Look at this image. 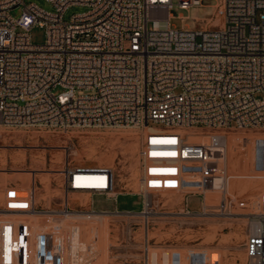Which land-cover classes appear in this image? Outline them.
<instances>
[{"label": "built area", "instance_id": "obj_1", "mask_svg": "<svg viewBox=\"0 0 264 264\" xmlns=\"http://www.w3.org/2000/svg\"><path fill=\"white\" fill-rule=\"evenodd\" d=\"M45 1L52 10L0 0V127L62 133L140 129V207L94 209L90 200L72 205V192L115 200L120 191L111 165L73 163L63 146L55 170L57 202L36 200L33 172L26 185L3 186L0 264H67L80 231L71 220L106 212L139 218L140 261L121 264H149L147 231L155 215L227 216L240 203L227 190L225 131L247 132L240 139L250 152L245 175L264 177V0H215L208 18L191 19L193 29L169 24L171 0ZM203 1L176 0V5L188 9ZM71 6L85 9L63 20ZM13 9L17 16L10 14ZM33 26L44 30L41 44L29 41ZM189 135L202 139L191 141ZM164 190L181 195L176 211L157 210L163 203L155 197ZM206 190L218 193L215 203L206 202ZM189 194L200 195L198 210L187 208ZM249 207L244 254L247 264H264V189ZM93 241L79 250L81 259L90 261ZM216 261V252H210L208 264Z\"/></svg>", "mask_w": 264, "mask_h": 264}, {"label": "rangeland", "instance_id": "obj_2", "mask_svg": "<svg viewBox=\"0 0 264 264\" xmlns=\"http://www.w3.org/2000/svg\"><path fill=\"white\" fill-rule=\"evenodd\" d=\"M215 0H204L201 6H190L180 9L176 0H171L169 24L175 28L193 29L192 18H208L210 5ZM32 2L44 10H52L45 0H24ZM85 8L71 6L62 14L67 20L71 14ZM17 9L10 11L17 16ZM181 16L180 20L178 17ZM29 41L41 44L44 40L42 27L33 26L29 30ZM54 92H59L56 87ZM78 94V91L74 93ZM225 162L227 190L237 196L240 203L235 202L227 216L209 212L200 216H182L178 213L164 216L158 213L152 218L147 235L149 240V264H208L209 253L217 254L216 264H247L242 242L245 238L246 212L250 210V201L261 189H264V177L245 175L249 171V149L241 147L240 139L247 135L246 131H225ZM191 141H199L202 135H189ZM141 142V130L132 126L100 128L87 130H71L65 133L47 131L36 128L0 127V188L5 183L24 184L33 172L36 179V200L57 202L61 195L59 176L56 173L63 161V146L69 147L71 162L86 166L94 164L111 165L117 175L120 193L115 200L104 194L72 192L69 194L72 205L88 202L94 209H132L140 207V195L137 177L140 171L138 148ZM76 150L77 153H74ZM256 150L255 167L260 165V156ZM33 170V171H32ZM48 170H51L47 172ZM234 178L229 188L230 177ZM207 203H215L218 193L205 191ZM180 194L172 190H164L155 198L163 203L157 210L176 211L179 207ZM187 208H200V195L189 194L186 198ZM6 217L0 215V218ZM79 226L77 240L69 248L67 264H121L122 261L138 262L141 258L142 228L137 216L114 214H89L71 220ZM93 241L94 248L90 261L81 259L79 250L85 243ZM178 260L176 263V256ZM88 261V262H87ZM172 261H174L172 263ZM66 264V263H64Z\"/></svg>", "mask_w": 264, "mask_h": 264}, {"label": "bare ground", "instance_id": "obj_3", "mask_svg": "<svg viewBox=\"0 0 264 264\" xmlns=\"http://www.w3.org/2000/svg\"><path fill=\"white\" fill-rule=\"evenodd\" d=\"M74 151V153H77L76 152V150H73ZM234 181V178H233V176L232 177H230V181H229V188L231 189L232 188V186H233V182ZM97 213H99V212H97ZM79 216L80 217H86V216H84V214H79Z\"/></svg>", "mask_w": 264, "mask_h": 264}, {"label": "crops", "instance_id": "obj_4", "mask_svg": "<svg viewBox=\"0 0 264 264\" xmlns=\"http://www.w3.org/2000/svg\"><path fill=\"white\" fill-rule=\"evenodd\" d=\"M49 171H51V170H48L47 172H49ZM52 171H55V170H52ZM34 175H35V174H34ZM5 184H6V183H5ZM5 184H4V185H5ZM26 184H27V182L24 183V184H17V185H26ZM4 185H3V186H4ZM3 186L0 188V194H1V192H2V188H3ZM36 197H37V196H36ZM39 200H41V199L38 198L37 201L39 202ZM46 202L48 203L49 200H47ZM39 203H40V204H47V203H45L44 201H43V202H39Z\"/></svg>", "mask_w": 264, "mask_h": 264}]
</instances>
